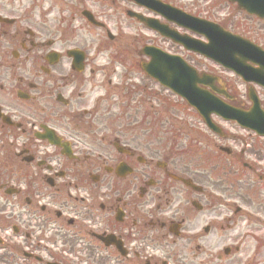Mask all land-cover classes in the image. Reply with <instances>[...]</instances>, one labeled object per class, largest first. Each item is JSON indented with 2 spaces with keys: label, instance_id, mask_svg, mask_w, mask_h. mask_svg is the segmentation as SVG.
<instances>
[{
  "label": "flooded vegetation",
  "instance_id": "af4514ba",
  "mask_svg": "<svg viewBox=\"0 0 264 264\" xmlns=\"http://www.w3.org/2000/svg\"><path fill=\"white\" fill-rule=\"evenodd\" d=\"M132 12L150 16L127 0H0V264H238L216 252L221 174L162 145L176 112L137 75L156 37ZM253 151L223 173L225 199L247 175L264 187Z\"/></svg>",
  "mask_w": 264,
  "mask_h": 264
},
{
  "label": "rangeland",
  "instance_id": "374dc122",
  "mask_svg": "<svg viewBox=\"0 0 264 264\" xmlns=\"http://www.w3.org/2000/svg\"><path fill=\"white\" fill-rule=\"evenodd\" d=\"M164 1V0H163ZM166 3H176L177 6L181 7L183 6L184 9H188V11L190 10H194L196 8H198V10H201L203 13H205L203 10L207 9L208 6H213L212 12L214 14H217L218 12H226L223 11L226 7H227V14L228 13H233L235 15H237V21H228V22H222L224 19H226V17H223L219 20V23H224L227 26H232L235 28V30H237L239 33H243L246 34L248 36L253 37L259 44H263L264 45V32L260 31L261 28H264V23H259L256 19H249L247 17H245L242 13H238L235 9L233 8H229L227 6V4L225 3V0H165ZM216 20H218V17L215 18ZM242 25H247V27H239ZM239 27V28H238ZM201 63V62H200ZM189 115H191V118L194 119L195 122H197L198 124H201V122L199 121V118L195 116L194 112H188ZM230 132H232L231 130H229ZM189 137H191V139L198 137V135L195 134H191L188 135ZM184 139H186L185 137H182ZM184 145V144H182ZM198 147V144H195ZM227 145H229L233 150L238 151L239 147L236 146V142L234 141L233 144L230 142H227ZM198 149L200 151L201 148L198 147ZM190 146L189 148H186L184 153L188 154L186 157H181L179 159V162H189V161H199L202 164L203 163H214L216 162V157L218 156L217 153L216 154H212L210 152L203 151V153L201 152V154L198 152H194L192 150V152L195 154L194 156L192 154H190ZM205 153H208V155H205ZM210 154L212 156H210ZM182 156V155H181ZM210 161V162H209ZM250 199L247 198V202ZM257 201H255L256 203ZM263 230V228H262ZM250 254V253H249ZM259 257L260 260L262 259L264 261V249H262L259 253Z\"/></svg>",
  "mask_w": 264,
  "mask_h": 264
},
{
  "label": "water",
  "instance_id": "95a60500",
  "mask_svg": "<svg viewBox=\"0 0 264 264\" xmlns=\"http://www.w3.org/2000/svg\"><path fill=\"white\" fill-rule=\"evenodd\" d=\"M150 1V4L151 5H158L159 3L158 2H155L154 0H149ZM233 1H239L240 3H242L243 4V6H245V7H247L248 8V10H250L251 12H253V13H257V14H261L262 16H264V4H263V0H258V1H255L256 3H249V4H247V3H245L244 1H246V0H233ZM160 5V4H159ZM256 6H258L259 7V9H261V11L259 12V11H256L255 9H256ZM162 7V6H161ZM194 105V104H193ZM244 124H246V125H248L249 126V124L248 123H246L245 121H244Z\"/></svg>",
  "mask_w": 264,
  "mask_h": 264
}]
</instances>
